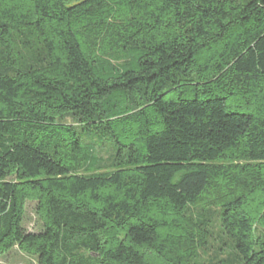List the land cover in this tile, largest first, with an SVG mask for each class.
<instances>
[{
    "label": "trees",
    "instance_id": "obj_1",
    "mask_svg": "<svg viewBox=\"0 0 264 264\" xmlns=\"http://www.w3.org/2000/svg\"><path fill=\"white\" fill-rule=\"evenodd\" d=\"M15 249L264 264V0H0V259Z\"/></svg>",
    "mask_w": 264,
    "mask_h": 264
},
{
    "label": "rangeland",
    "instance_id": "obj_2",
    "mask_svg": "<svg viewBox=\"0 0 264 264\" xmlns=\"http://www.w3.org/2000/svg\"><path fill=\"white\" fill-rule=\"evenodd\" d=\"M116 63V62H115ZM36 203L28 202L26 205V214H25V225L30 231H38L40 228L37 224V215H36ZM203 259L208 260L210 255H202ZM33 261L28 257L22 255L18 249H15L7 257L0 259V264H31Z\"/></svg>",
    "mask_w": 264,
    "mask_h": 264
}]
</instances>
